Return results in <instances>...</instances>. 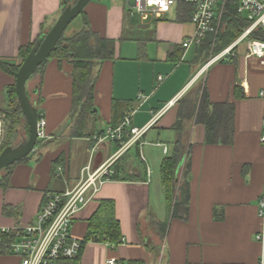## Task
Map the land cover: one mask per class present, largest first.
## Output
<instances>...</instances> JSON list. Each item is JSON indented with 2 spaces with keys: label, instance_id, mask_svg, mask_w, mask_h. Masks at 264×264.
<instances>
[{
  "label": "crops",
  "instance_id": "0c3cea01",
  "mask_svg": "<svg viewBox=\"0 0 264 264\" xmlns=\"http://www.w3.org/2000/svg\"><path fill=\"white\" fill-rule=\"evenodd\" d=\"M61 1L0 0V111L15 84L2 64L21 63L20 51L34 46L58 20ZM84 20L94 38L114 43L113 57L97 61L91 71L94 108L82 120L73 112L71 61L49 59L28 80L26 91L45 119L48 140L26 162L14 165L6 187L0 186V228L35 223L46 193H64L76 186L84 167L94 170L110 161L119 179L105 183L89 200L70 236L81 241L99 202L112 200L123 243L115 248L87 243L80 264H264V244L254 237L261 227L258 206L264 197V58L248 57L242 42L233 48V58L201 65L196 47H182L194 28L179 7L155 18L131 11L124 0H92L63 38L80 35ZM203 88L220 133L211 144L205 141V125L196 121ZM130 112L131 126L145 130L130 148L142 157L143 170L119 156L117 144L94 139ZM180 112L183 137L190 145L188 214L185 221L170 220L162 237L159 224L167 215L160 173L153 187L143 150L161 154V160L151 162L159 171L178 138L172 127ZM226 132L230 141L224 143ZM0 264H20V259L3 253Z\"/></svg>",
  "mask_w": 264,
  "mask_h": 264
},
{
  "label": "trees",
  "instance_id": "16d2710c",
  "mask_svg": "<svg viewBox=\"0 0 264 264\" xmlns=\"http://www.w3.org/2000/svg\"><path fill=\"white\" fill-rule=\"evenodd\" d=\"M77 0H62V10L68 6L73 5ZM179 13L182 18H189L191 11L189 6H178ZM83 14V11L81 15ZM222 30L216 36L209 35L204 42L196 47L198 56L196 59L203 57L200 64L205 65L212 57L218 55L222 50L226 49L234 43L244 30L250 25L249 22L243 20L237 12V0H230L225 6L224 13L221 18ZM251 38L264 41V29L257 28L252 34ZM215 45L212 57L209 59L207 56L204 59L203 54L208 53L211 45ZM33 46H28L20 51L21 63L28 56ZM114 54V43L108 40L94 38L93 34L89 31L87 21L84 20L83 30L80 35L71 40L64 39L63 36L57 43L56 50L51 53L49 58L37 69L35 73L41 70L49 59H57L61 61L66 59L71 61L74 71L72 72L73 79V95L72 107L73 112H77L80 120L91 113L93 110V84L91 82V71L97 61L109 60ZM231 58V57H229ZM227 59V58H226ZM17 66H4L2 68L12 75L15 79L16 73L20 68ZM7 107L0 111L1 117V135H0V153L8 146L13 145V137L17 135V129L22 127L24 131L23 138L28 136V129L24 117L21 114L19 104L16 99L15 85H12L7 91ZM40 101V99H39ZM208 96L205 88L201 91L200 103L196 121L201 122L206 127V143L211 144L217 140L220 133L214 129L212 114L209 110ZM231 110V109H230ZM42 117L38 112V119ZM122 119V117L120 118ZM185 118L181 114L178 115L176 124L172 127L178 133V138L174 144L173 152L170 156L161 161L159 167L160 182L164 193L165 208L167 219L164 223L159 224L160 236L163 237L169 221L179 219L185 221L188 214L189 206V183L187 180L189 171L188 156L190 145L185 142L183 123ZM115 123L112 129L117 128L119 125ZM227 133V132H226ZM20 135V134H19ZM227 137V138H226ZM230 132L224 138V143L230 141ZM187 141V140H186ZM44 142H37L34 151L24 160L17 162L1 173L0 186H5L11 174L14 165L26 162L28 158L35 152L38 147H42ZM118 149V148H117ZM39 159V158H38ZM183 162L180 179L177 177L178 167ZM55 171V170H54ZM0 173V174H1ZM119 177L115 170L111 171L110 181H116ZM179 180V181H178ZM9 237L0 234V240L6 241ZM87 243H104L115 248L123 243L122 234L120 231L119 221L115 217L114 202L112 200H101L99 206L92 217L88 220L87 232L84 238L80 241L81 248L78 255L72 260H61L58 264H80V259L84 246ZM3 254V253H2Z\"/></svg>",
  "mask_w": 264,
  "mask_h": 264
},
{
  "label": "built area",
  "instance_id": "2783aa9c",
  "mask_svg": "<svg viewBox=\"0 0 264 264\" xmlns=\"http://www.w3.org/2000/svg\"><path fill=\"white\" fill-rule=\"evenodd\" d=\"M230 0H124V4L131 11L146 17L159 18L167 14L170 9L178 6L190 7V23L194 28L193 35L182 43L184 49L199 47L207 36L217 35L225 6ZM237 12L243 20L250 23L240 37L212 57L209 63L216 59L234 57L233 48L242 42L246 43V55L262 60L264 58V41L252 39L251 34L257 28L264 29V0H237ZM162 78L159 77L158 81ZM264 97V92H261ZM132 112L124 116L122 122L115 129H108L95 141L101 144L111 141L117 144L118 154L128 151L138 144L145 130H138L131 126ZM46 122L43 117L37 121V142H45L48 136L45 131ZM260 143L264 146V120ZM141 145V144H140ZM160 146V145H158ZM163 153L167 150L163 147ZM142 158V157H141ZM112 162L107 161L96 169L89 165L80 173L79 182L64 193H46L42 206L36 216L35 223L15 227L13 229L0 228V234L9 237L0 240V254L6 253L20 259V264H58L61 260H72L81 248L80 241L70 236L72 224L77 214L86 206L99 189L110 181ZM62 174L61 167L56 169V176ZM151 172L146 168V177ZM90 193V194H89ZM88 194L90 196H88ZM259 217L261 227L254 236L255 240L264 244V197L259 201ZM106 264H119L108 260Z\"/></svg>",
  "mask_w": 264,
  "mask_h": 264
},
{
  "label": "water",
  "instance_id": "95a60500",
  "mask_svg": "<svg viewBox=\"0 0 264 264\" xmlns=\"http://www.w3.org/2000/svg\"><path fill=\"white\" fill-rule=\"evenodd\" d=\"M91 1L77 0L73 5L65 8L52 28L40 36L28 56L21 63L15 76L14 85L16 99L27 125L28 136L22 138L17 146H8L0 153V173L7 167L26 159L34 151L37 145L38 110L27 94L26 84L37 69L49 58L51 53L56 50L57 43L66 28L82 13L86 5ZM181 165H183V162L178 167V172Z\"/></svg>",
  "mask_w": 264,
  "mask_h": 264
},
{
  "label": "rangeland",
  "instance_id": "374dc122",
  "mask_svg": "<svg viewBox=\"0 0 264 264\" xmlns=\"http://www.w3.org/2000/svg\"><path fill=\"white\" fill-rule=\"evenodd\" d=\"M242 18H244V16H242ZM221 30H222V24H221V22H220V26H219V29H218V32H217V34L218 33H220L221 32ZM213 36H216V35H213ZM245 44V42L242 44V45H244ZM214 48H215V45L213 44V45H211V47H210V49L208 50V53H205V54H203V56H204V59H205V57L207 56V54H208V56H209V59L212 57V53H213V51H214ZM193 50V49H192ZM201 59H203V57L201 56ZM29 91V90H28ZM28 94V93H27ZM18 131V133H17V135L15 136V137H13V145H17L18 143H20L21 142V140H20V135H21V138H23L22 137V135H24V131H23V129H22V127H19L18 129H17ZM20 134V135H19ZM146 148H148V147H145L144 148V150H143V155L145 156V158L148 160V163H149V165H150V169H151V180L153 181V187L155 186V183H156V177L158 176V174H159V171H158V169L156 168V169H154L153 168V165H152V159L154 158V159H156V157H157V159H159V160H161V154L160 153H157L156 154V152H154L152 155H151V153L149 152V151H147V149ZM116 150H117V148H115ZM124 156V158H126V159H129L131 162H132V165L135 167V168H138L139 170H143V168H144V163H143V161H142V158L140 157V155H138L137 154V151H136V149L133 147L132 149H130L129 151H124V152H122L119 156ZM5 175V173H1L0 174V176H4Z\"/></svg>",
  "mask_w": 264,
  "mask_h": 264
}]
</instances>
